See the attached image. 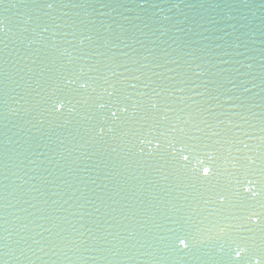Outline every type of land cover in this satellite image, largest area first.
Here are the masks:
<instances>
[{
	"label": "water",
	"instance_id": "95a60500",
	"mask_svg": "<svg viewBox=\"0 0 264 264\" xmlns=\"http://www.w3.org/2000/svg\"><path fill=\"white\" fill-rule=\"evenodd\" d=\"M5 17L0 264L264 254V230L233 217L232 192L223 212L215 197L245 175L264 184V0H0ZM60 94L72 110L54 114ZM169 142L194 145L218 176L190 179ZM181 226L185 251L172 244ZM235 243L248 249L237 261Z\"/></svg>",
	"mask_w": 264,
	"mask_h": 264
},
{
	"label": "snow or ice",
	"instance_id": "6c2138e0",
	"mask_svg": "<svg viewBox=\"0 0 264 264\" xmlns=\"http://www.w3.org/2000/svg\"><path fill=\"white\" fill-rule=\"evenodd\" d=\"M52 4H49L48 7H52ZM6 21H0V26H2ZM91 87L88 80H82L79 82V89L81 92H87ZM111 96L112 93L110 92ZM50 105L52 112L61 113L63 111H71L72 109L69 105L72 103L70 94H60L54 95L50 98ZM119 112L124 114L127 112L126 107H120ZM112 116L117 117V112H112ZM151 134V133H149ZM144 142L143 140L141 141ZM149 144H152V140L147 141ZM161 139L160 137L155 138V147H160ZM168 147L171 149V155L175 160L180 163V166L187 170L191 174L190 179L194 178L196 181L204 182L218 176L217 169L212 164H206L205 159H200L197 153V149L194 145L184 144L181 142V146L177 149L173 142L168 143ZM191 159H195V163L189 166ZM206 159H211V156H206ZM237 188L233 191L231 188L224 186L219 187L216 190L215 197L216 203L221 212L225 211V205L229 202V192H232V198L235 201L232 204L230 209L233 217L236 219L242 220L249 228L253 230L256 227H259L261 230H264V203L259 204V206L249 205L246 209L240 205V201L243 199L254 200L257 197L264 198V184H258L257 181L249 178L248 176H243L241 179L235 181ZM217 184L211 185L209 188L216 187ZM235 198V199H234ZM183 227H178L174 233V239L172 244L177 251H185L191 248L193 245V239L188 235L184 234ZM223 231V229H221ZM248 251L245 246H242L240 243H235V246L232 248V260H240L244 254ZM251 264H264V254L254 255L251 258Z\"/></svg>",
	"mask_w": 264,
	"mask_h": 264
}]
</instances>
